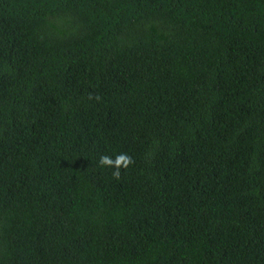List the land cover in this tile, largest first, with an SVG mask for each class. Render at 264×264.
I'll use <instances>...</instances> for the list:
<instances>
[{
  "label": "trees",
  "instance_id": "16d2710c",
  "mask_svg": "<svg viewBox=\"0 0 264 264\" xmlns=\"http://www.w3.org/2000/svg\"><path fill=\"white\" fill-rule=\"evenodd\" d=\"M0 264H264V0H0Z\"/></svg>",
  "mask_w": 264,
  "mask_h": 264
},
{
  "label": "clouds",
  "instance_id": "9594fccd",
  "mask_svg": "<svg viewBox=\"0 0 264 264\" xmlns=\"http://www.w3.org/2000/svg\"><path fill=\"white\" fill-rule=\"evenodd\" d=\"M134 164V159L127 153H117L115 158L109 155H101L98 159V166L104 168H112V177L119 179L121 176V169H127L130 165Z\"/></svg>",
  "mask_w": 264,
  "mask_h": 264
}]
</instances>
